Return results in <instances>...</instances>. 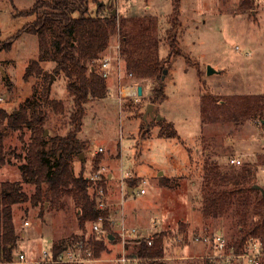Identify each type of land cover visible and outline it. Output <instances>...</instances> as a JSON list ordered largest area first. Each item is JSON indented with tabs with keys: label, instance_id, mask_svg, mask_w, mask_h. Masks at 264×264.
<instances>
[{
	"label": "rangeland",
	"instance_id": "1",
	"mask_svg": "<svg viewBox=\"0 0 264 264\" xmlns=\"http://www.w3.org/2000/svg\"><path fill=\"white\" fill-rule=\"evenodd\" d=\"M36 1L0 0V43L13 40L11 50L0 51L3 69H0V109L12 112L36 94L46 119L44 137L49 139L70 132L74 108L64 76L55 75V63L42 58L45 55L39 50L38 37L23 31L34 17L17 12L29 10ZM90 7L95 8L94 4ZM115 9L117 16L156 21L155 31L162 40L158 56L168 60L164 77L167 98L151 102L156 84L151 79L137 80L128 73L120 53V34L113 35L104 55L113 58L114 73L108 77L114 76V82L107 77L108 96L86 106L82 131L78 134L86 148L83 158L73 157V173L75 176L83 173L91 179L101 171L107 179L106 203L112 211L111 217H117L114 210L121 208L124 198L125 215L137 213V219L126 218L127 225L141 228L147 224L149 229L144 233L150 235L169 233L164 242V257L195 256L166 263L203 264L213 249L209 246L206 256L202 245L194 242L195 236L214 235L221 230L230 243L240 235L232 210L218 219L204 214L205 166L215 163L225 171L231 167L230 160L237 157L242 160L237 167L252 166L254 181L264 189V164L261 163L264 126L261 128L251 116L235 111L229 101L234 96H264V2L182 0L179 15L173 17L176 24L169 22L173 0H116ZM172 25H176L175 29L169 30ZM33 62L40 63L41 72L33 70L26 76ZM52 76L55 79L49 90ZM118 86L119 91L141 86L143 94L124 96V91V94L118 93ZM149 104H153V115L144 117ZM158 116L174 125L179 138L159 137L158 123L163 119L157 120ZM30 141L31 132L27 128L10 132L6 137L5 149L10 162L1 169L0 182L22 180L20 166L25 162ZM100 147L104 152L96 153ZM160 173L164 174L159 176ZM161 178H169L170 185H162ZM131 181L136 182L135 193L144 188L147 194L136 196L126 191L132 186ZM24 191L31 196L35 187L25 184ZM90 193L93 195L94 189ZM63 202V209L46 204L42 216L41 206H34L30 201L13 206L18 240L13 251L14 261L9 264H42L39 262L43 252L51 250L62 239L97 238L92 231L93 223H87L85 229L80 226L73 198L67 197ZM164 219V225H159ZM111 226L113 231L118 229ZM105 244L106 250L97 264L150 262L136 257L142 244L131 242L123 246L118 235L115 241L106 240ZM176 251L179 254L174 255ZM21 254L25 255V262H20ZM203 254L205 258H196ZM124 256L131 261H118ZM238 261L232 264H244Z\"/></svg>",
	"mask_w": 264,
	"mask_h": 264
},
{
	"label": "trees",
	"instance_id": "2",
	"mask_svg": "<svg viewBox=\"0 0 264 264\" xmlns=\"http://www.w3.org/2000/svg\"><path fill=\"white\" fill-rule=\"evenodd\" d=\"M181 1L173 0V14L169 19L171 24H176L177 20L173 17L179 15ZM91 4H94V9H91ZM115 6L116 0H37L29 10L17 12L23 16L34 17L23 31L38 37L39 50L45 55L42 58L55 63V75L64 76L67 91L73 98L74 110L70 132L65 136L56 135L47 139L44 137L45 114L36 94L12 112L0 109V171L10 162L5 149L6 137L10 132L26 128L31 132L25 162L20 166L22 180L0 182L1 264L14 261L13 251L17 246L18 236L13 206L28 201L34 206H41L42 216L46 204L63 209V200L72 197L83 229L87 223H93L100 217L104 220L102 236L91 239L85 236L62 239L51 248L53 256L70 246L75 247L82 240H87L93 255L99 258L106 250L105 241L113 242L117 239V234L108 221L112 213L109 204L106 203L105 208L99 207L100 190L106 194L108 189L106 177L101 175L99 179L93 180L84 177L83 173L79 176L73 173V157H80L86 148V143L78 138V134L82 131L87 104L108 96L109 87L107 79L102 75L101 65L113 35L118 32L120 34V53L128 73L137 80L151 79L156 84L152 89L153 103L167 98L164 77L168 60H162L158 56L162 40L155 31L156 21L113 15ZM175 27L176 25H172L169 30ZM0 44V51H9L13 40L9 39L8 42ZM171 48L177 53L173 44ZM33 70L41 72L39 62H33L27 68L26 76L32 74ZM229 101L233 103L235 111L251 116L261 128L264 126V96H234ZM158 125L160 138H179L172 123L163 119ZM146 135L147 130L144 133ZM261 163L264 164V159ZM237 166L240 165L231 164L225 171L215 163L205 166L202 210L204 214L216 219L232 210L240 235L229 243V247H233L236 254H240L250 239L259 241L263 254L260 264H264V194L255 188L258 183L254 181L252 166ZM160 183L169 186L170 180L161 178ZM25 184L35 187L31 196L24 191ZM131 185L130 188L134 189L136 182L131 181ZM90 189H94L93 195ZM250 217H253L252 222ZM168 234L165 231L155 233L153 245L142 243L136 257L150 260L148 264H166L162 258ZM110 235L114 239H110ZM212 253L213 250L210 254ZM203 260V264H221L209 258Z\"/></svg>",
	"mask_w": 264,
	"mask_h": 264
},
{
	"label": "built area",
	"instance_id": "3",
	"mask_svg": "<svg viewBox=\"0 0 264 264\" xmlns=\"http://www.w3.org/2000/svg\"><path fill=\"white\" fill-rule=\"evenodd\" d=\"M264 2V0H261ZM111 65V58L105 57L103 59L101 70L102 75L107 78L109 76V67ZM121 94H123V91H120ZM137 88H135L133 91H131L129 94H126L124 96H136ZM2 100V98L0 99ZM104 152V148L100 147L96 150V153ZM231 164L235 165H241L242 160L235 157L230 160ZM101 176V171H98L97 174L92 177L91 179L96 180L99 179ZM145 183V182H144ZM129 189L126 188V191L129 192ZM125 190V187L123 188V191ZM131 194H135L136 196L145 195L146 190L144 188H141L136 193L134 192V189L131 190ZM100 196L101 201L99 203L100 208H105L106 206V194L103 190H100ZM124 204V198L121 199V208L118 210V217L117 219L110 217L108 220L110 224L115 225L116 228H118L116 231H114L122 240L123 246L130 244L131 242H135L137 244L145 243L148 246L153 245V235L145 234L142 229L129 226L127 225L126 218H125V210L123 207ZM103 218L100 217L97 221L93 222L92 225V231L97 236H102L103 230H102V223ZM25 225L28 226L29 222H25ZM194 242L197 243H205L209 244L210 247L213 249V253L209 254L207 258L212 259L214 261H217L221 264H232L234 260H240L238 262H242L244 264H260V260L263 257L262 254V246L259 241L250 239L247 242V245L243 249V252L240 254H236L233 247H229V243L226 241L224 234L221 232L220 234L214 233V235H197L194 237ZM20 262H25V255L21 254L19 256ZM100 261V258H97L93 255V251L89 248L88 241H80L79 244H77L75 247H68L63 252L59 253L57 256H53V253L51 250L44 251L43 257L41 259V262L44 264H97ZM118 261L126 263L129 260V258H126L125 256Z\"/></svg>",
	"mask_w": 264,
	"mask_h": 264
},
{
	"label": "crops",
	"instance_id": "4",
	"mask_svg": "<svg viewBox=\"0 0 264 264\" xmlns=\"http://www.w3.org/2000/svg\"><path fill=\"white\" fill-rule=\"evenodd\" d=\"M106 57H110L111 58V65H110V67H109V75H111V72H112V68H113V58L111 57V56H109V55H107ZM112 73H114V72H112ZM110 80H112V82H114L113 80H114V76H110V77H108ZM108 79V80H109ZM108 84H109V82H108ZM118 93L120 92L119 90H120V88H119V86H118ZM125 89H130L131 91L133 90V88L130 86V87H127V88H125ZM124 89V90H125ZM123 90V91H124ZM122 91V90H121ZM109 94V93H108ZM121 94V93H120ZM124 94V93H123ZM124 95H126V94H124ZM122 97H124V96H122ZM120 98V97H119ZM110 177H112V175H110ZM146 194H147V192H146ZM145 194V195H146ZM119 209H116V210H114V216H117L118 217V211ZM125 210V209H124ZM126 211V210H125ZM126 214H127V212H126ZM117 217L115 218V219H117ZM132 217H134V218H136L137 217V213L135 212L134 213V215H131V216H129V217H127L126 215H125V218H129V221H131V218ZM137 219V218H136ZM164 222H165V219L162 221H159V225H164ZM157 224V225H158ZM147 225V224H146ZM145 224H144V226H141V228L140 229H142V231L144 232V231H148V229H149V227H147ZM135 227V226H134ZM116 231V230H115ZM219 231H221V230H219ZM222 232V231H221ZM223 233V232H222ZM147 234V233H146ZM210 236V235H209ZM194 240V239H193ZM200 245H202L201 247H203V249H204V251H205V255L207 256L208 255V248H209V246L210 245H208V244H205V243H200ZM207 249V250H206ZM177 252V251H176ZM174 253V255L175 254H179V252H177V253ZM205 258V256H204V254L203 255H201V256H198V257H196V258ZM182 258H189V259H191V258H195V256H190V257H181V256H169V255H165V257L164 258H162V260L166 263V262H168V261H172V260H176V259H182ZM137 261V259H135L134 258V260H133V262H136ZM130 262V261H129ZM35 263V262H34ZM142 264V263H141ZM166 264H169V263H166Z\"/></svg>",
	"mask_w": 264,
	"mask_h": 264
},
{
	"label": "water",
	"instance_id": "5",
	"mask_svg": "<svg viewBox=\"0 0 264 264\" xmlns=\"http://www.w3.org/2000/svg\"><path fill=\"white\" fill-rule=\"evenodd\" d=\"M113 15H116V9L113 10ZM0 69L3 70L1 67H0ZM5 76H6V75H5ZM54 79H55V77L52 76V77H51V80H50V83H49V90H50V88H51V84H52V82H53ZM137 93H138L139 96H142V94H143V88H142L141 86H138V87H137ZM152 109H153V104H149L148 109L146 110V113H145L144 117H147V114H149V113H150V115L152 116V115H153V114H152ZM162 119H163V118H162L161 116H158V117H157V120H162ZM80 157L83 158V154H81ZM163 174H164V173H160L159 176H162ZM255 188H256V189H260V190L263 192V194H264V189H263L261 186H259V185H255ZM131 190H132V189H129V193H130V194H131V192H132ZM218 233L220 234L221 231H218ZM109 238H110V239H114V237L111 236V235H110Z\"/></svg>",
	"mask_w": 264,
	"mask_h": 264
},
{
	"label": "bare ground",
	"instance_id": "6",
	"mask_svg": "<svg viewBox=\"0 0 264 264\" xmlns=\"http://www.w3.org/2000/svg\"><path fill=\"white\" fill-rule=\"evenodd\" d=\"M130 92H131L130 89H125V90H124V93H125V94H129Z\"/></svg>",
	"mask_w": 264,
	"mask_h": 264
}]
</instances>
